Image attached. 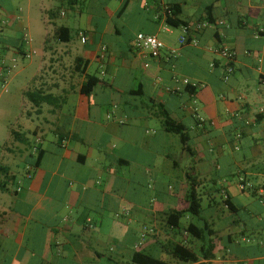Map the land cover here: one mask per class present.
<instances>
[{
    "label": "crops",
    "instance_id": "crops-1",
    "mask_svg": "<svg viewBox=\"0 0 264 264\" xmlns=\"http://www.w3.org/2000/svg\"><path fill=\"white\" fill-rule=\"evenodd\" d=\"M139 32L165 42L158 58L133 47ZM184 34L198 43L179 46ZM88 76L99 81L86 94ZM5 130L0 264H134L136 250L172 260L174 244H203L191 223L215 257L188 264H264V0H0ZM31 136L20 166L8 144ZM192 184L201 213L173 225Z\"/></svg>",
    "mask_w": 264,
    "mask_h": 264
},
{
    "label": "trees",
    "instance_id": "trees-1",
    "mask_svg": "<svg viewBox=\"0 0 264 264\" xmlns=\"http://www.w3.org/2000/svg\"><path fill=\"white\" fill-rule=\"evenodd\" d=\"M172 10V14L168 15L166 21L169 25L176 27L181 25L183 22L177 18V10L173 7H169ZM98 78L95 76H88L87 81L83 84L81 90L83 93H90L94 86L98 82ZM26 96L33 102L37 107L45 102H48V96H44L40 92H30L27 91ZM164 125L168 131L176 132L180 135L182 142L185 144L188 141V135L186 132V126L176 119L172 118L169 114L164 113ZM41 157V153L38 156V161ZM188 200L190 202L189 208L184 211L171 212L169 214L170 218L175 217V221H172L173 225H179L181 219L186 213L194 215H199L201 213V198L196 191L195 187L190 185L187 193ZM196 230V231H195ZM186 231H188L193 238L202 241L200 248L195 249L187 243H176L171 248H167V253L172 257V260L163 259L161 257L155 256L153 254L147 253L145 251L136 250L132 256V262L134 264H188V263H198L202 259L211 260L215 257L213 251L215 245L205 243V228L196 226L194 223L186 226ZM201 264H204L203 262Z\"/></svg>",
    "mask_w": 264,
    "mask_h": 264
},
{
    "label": "built area",
    "instance_id": "built-area-1",
    "mask_svg": "<svg viewBox=\"0 0 264 264\" xmlns=\"http://www.w3.org/2000/svg\"><path fill=\"white\" fill-rule=\"evenodd\" d=\"M171 14H172V10L169 7H166L165 8L166 18L168 15H171ZM186 31H188V30H186ZM189 42L193 43V44L198 43V41L196 39H190L189 40V37L187 36V34H184L179 39V46H183ZM133 47L138 52L147 54L153 58H158L160 56L162 50L166 48V44L160 37H158L155 34H146L143 32H139L135 35V37L133 39ZM103 50H106V47H103ZM178 50H179V48L172 47V48H170V54L176 55L178 53ZM218 52L224 58H226L229 61V64L227 66V71H228V73H232L234 71V67L232 64V62L234 61V58H235L234 52L230 51V49H228V47H226V46H222L220 49H218ZM175 81L177 84L183 83V84L190 86L194 89L202 86L198 82L191 81L187 77H177L175 79ZM168 90L171 92H178L180 89L176 85L174 87H169ZM37 150H38V147L34 146V151L36 152ZM88 221H91V220L88 219ZM89 225H90V227H93L92 223H90ZM148 232H154V229L145 227L143 236H145Z\"/></svg>",
    "mask_w": 264,
    "mask_h": 264
},
{
    "label": "rangeland",
    "instance_id": "rangeland-1",
    "mask_svg": "<svg viewBox=\"0 0 264 264\" xmlns=\"http://www.w3.org/2000/svg\"><path fill=\"white\" fill-rule=\"evenodd\" d=\"M21 103V107H23V102L20 101ZM37 124H39V122L37 121ZM15 125L16 126V129H20L19 125L18 124H15L14 122L11 124V126ZM1 136L0 138H3L7 135V131H1L0 132ZM13 140L11 142H9L8 146H10L11 149H14V146H15V156L17 157V159H19L20 161V166L23 164L24 162V158L26 157V155L29 153L30 151V145H34V140L32 138V136L29 138V140H26L25 142H17V143H14L12 144ZM14 145V146H13ZM20 147L21 151H19L18 147ZM1 154H2V149L0 148V165H1Z\"/></svg>",
    "mask_w": 264,
    "mask_h": 264
}]
</instances>
